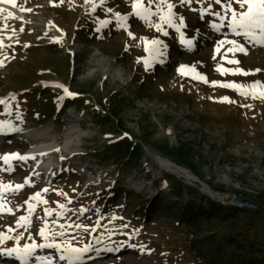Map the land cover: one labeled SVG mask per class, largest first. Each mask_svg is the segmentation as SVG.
Instances as JSON below:
<instances>
[{
	"label": "rangeland",
	"instance_id": "rangeland-1",
	"mask_svg": "<svg viewBox=\"0 0 264 264\" xmlns=\"http://www.w3.org/2000/svg\"><path fill=\"white\" fill-rule=\"evenodd\" d=\"M136 2L18 0L20 13L0 25V125L19 129L0 148L23 156L19 144L36 131H51L56 145L43 163L50 173L18 158L13 172H0L11 208L0 218V251L59 246L36 247L26 264H68L59 258L66 248L88 245L74 264L264 261V45L235 34L244 52L218 46L231 35L210 20L219 13L231 25L228 0ZM181 20L199 31L191 48ZM153 41L175 54L149 70ZM234 194L255 202L252 212L229 209L241 208ZM191 202L226 208L206 221L176 219ZM0 264L21 262L2 254Z\"/></svg>",
	"mask_w": 264,
	"mask_h": 264
},
{
	"label": "bare ground",
	"instance_id": "bare-ground-1",
	"mask_svg": "<svg viewBox=\"0 0 264 264\" xmlns=\"http://www.w3.org/2000/svg\"><path fill=\"white\" fill-rule=\"evenodd\" d=\"M18 0H16L17 2ZM18 14L20 13L18 9H16L12 4L9 3H0V25H3L4 22L9 21L8 19V15L7 14ZM210 27H219V26H223L224 27H228V30L230 32V37H223L221 39H219L218 41V46L222 47V46H226L228 44L232 45L233 47H235L237 49V41L236 39H234V35H237V31L241 32V39H246L249 41L250 44H256V45H260L258 43H256L253 39L246 37L243 35V30L242 29H237L236 31L233 30L231 25H226L224 24V16L221 15H216L215 20L212 19L210 20ZM3 22V23H2ZM215 26V27H214ZM177 27L179 28L178 33L180 38L183 36L184 40H191L192 41V45L191 47H193V43H195V41L197 40V32H199L196 29H192L190 27L187 26L186 23H183V25H177ZM57 30L53 28L52 32H56ZM4 33H6L5 29H0V37H5ZM232 41H235V44L231 43ZM240 42H242L240 40ZM164 44V43H163ZM183 46L186 48L188 47L187 45L183 44ZM190 47V48H191ZM174 54H175V50L171 47H169L168 45L164 44L162 45L160 42L155 44L152 48V54H151V58H150V62H149V70H152L157 64H167L170 63L174 60ZM182 68L183 71H186L188 69V67L186 65H181L180 66ZM6 94L3 95V100L6 99ZM6 126V127H5ZM9 126L7 125H0V128H4L7 129ZM66 132H65V136L66 137H70L72 134H74L75 130L71 127L68 126L66 127ZM8 135L11 134V132H13V134L16 131H7ZM12 134V135H13ZM52 132L51 131H42V132H37L34 134L33 133V139H30L26 142H23L21 144H19V147H21L22 149H25V154L23 155L24 157H26V159L28 162L26 163L28 166H32L33 171L37 173V175L42 176L44 173H50L51 167L47 164L44 165L43 163L46 161V159L50 158L55 151V147L56 145L54 144L53 141V136H52ZM1 138V137H0ZM69 140V139H68ZM4 143L2 141V145H4ZM67 143V142H66ZM20 150V148H19ZM11 153H18L17 150H14L12 152H4L2 151V149L0 148V157H3L7 154H11ZM11 157L7 160V162H5V160L0 159V172H13L15 170V166L14 164H12L11 161ZM158 159V163L161 166L164 167H169L170 161L168 160H164L162 158H157ZM18 164H21L20 162H18ZM24 164V163H23ZM44 170V171H43ZM187 176H189L187 174ZM18 182L22 183L23 181H29L27 179V177L23 178V176L19 175L17 176ZM40 179V178H39ZM8 187L7 183H2L0 182V218H2V213L4 212H11V208L8 206V208H5V204L1 201V194L2 192ZM203 191H208L210 192L209 188L206 185H203ZM35 191V188H29V194L28 197L30 196L31 193H33ZM9 212V213H10ZM69 254V253H68ZM67 254V255H68Z\"/></svg>",
	"mask_w": 264,
	"mask_h": 264
},
{
	"label": "snow or ice",
	"instance_id": "snow-or-ice-1",
	"mask_svg": "<svg viewBox=\"0 0 264 264\" xmlns=\"http://www.w3.org/2000/svg\"><path fill=\"white\" fill-rule=\"evenodd\" d=\"M5 2L15 6L16 0H0V3H5ZM181 2L187 3L188 0H181ZM214 2L217 5L221 4V0H214ZM232 2L239 4L240 8L243 10L239 11V12L233 10L231 8ZM139 3H140V0H137V2L133 4V8L135 9ZM172 7H173V5H171V4L168 5L169 10H171ZM224 7L226 8V10L231 12V15H232L231 26H232L234 31H236L237 29H242L244 36L253 39L258 44L264 45V0H228V2L224 5ZM21 10H25V9H21ZM26 10L31 11V9H26ZM108 11H111V9H108ZM139 14L140 13L137 12V15H139ZM116 15L118 18H120L118 13ZM217 15H219V13H217ZM8 18H16V17L12 16V14L9 13ZM168 22L171 23V21H168ZM182 25H183V22L181 20V26ZM121 26H123V25H121ZM177 30H179V28H177ZM237 35H241V32L237 31ZM181 42L183 44L187 45L188 47H191V45H192V41L191 40H184L183 36L181 37ZM153 43L154 44L159 43V41H153ZM231 43L235 44V41H232ZM236 50H238L240 52L245 51L244 47L240 46V45H237ZM232 62L235 63L236 61H232ZM224 86H226V87H240V86L232 85V84H228V85H224ZM64 91L67 95H73L72 93L68 92L67 89H65ZM223 99L227 100V97H224ZM4 131H19V129H16L14 127H9L7 129L0 128V132H4ZM10 157L11 158H18L21 160L26 159V157L21 156L17 153L7 154L3 157H0V159H3V160H5V162H7V160ZM22 187H23V185H20V184L16 185V189H20ZM45 191H47V189H45ZM0 207H2V206H0ZM21 219H25V218H21ZM77 227H80V225H77ZM40 234L44 235L43 229H41ZM36 247H59V246L53 245V244H42V245L25 244L23 246V248H20V249L11 248V249L2 250V251H0V255H2V254H6L8 256L15 255L16 258L18 260H20L21 264H26L28 258L32 256ZM89 248H90V245L85 246L84 248H81V249L69 247V248L65 249V251L68 252L69 254L68 255H61L59 258L61 260H67L68 264H74V261H79L82 259V254L85 252H88ZM37 259H41V258L37 257ZM47 264H52V261L47 260Z\"/></svg>",
	"mask_w": 264,
	"mask_h": 264
},
{
	"label": "trees",
	"instance_id": "trees-1",
	"mask_svg": "<svg viewBox=\"0 0 264 264\" xmlns=\"http://www.w3.org/2000/svg\"><path fill=\"white\" fill-rule=\"evenodd\" d=\"M210 206H211L210 210L202 211V207H200L196 204H193V202L185 203V204H183L182 207H180V209H179L180 213L178 214V217H175V218L181 219L186 224L194 223L196 221H199L201 218L206 221V220H208V218L213 217L211 211H213L215 207H218V209H220V210H223L226 208L225 206H222L219 204H216V206L211 204ZM228 207H229V209H231L233 211H237V212H252V210H253V209L247 208V207H241V208H237L234 206H228ZM172 215H176V214L172 213ZM238 235L236 237H238ZM252 264H264V261H260L257 258H253Z\"/></svg>",
	"mask_w": 264,
	"mask_h": 264
},
{
	"label": "water",
	"instance_id": "water-1",
	"mask_svg": "<svg viewBox=\"0 0 264 264\" xmlns=\"http://www.w3.org/2000/svg\"><path fill=\"white\" fill-rule=\"evenodd\" d=\"M233 205H236L238 207H247V208H254L256 206L255 202H252L242 196H239L237 194L233 195V200L231 201ZM97 243V237H95L93 244Z\"/></svg>",
	"mask_w": 264,
	"mask_h": 264
}]
</instances>
